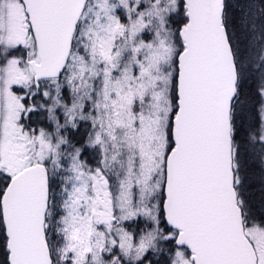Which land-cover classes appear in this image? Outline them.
Wrapping results in <instances>:
<instances>
[{
	"label": "snow or ice",
	"instance_id": "snow-or-ice-1",
	"mask_svg": "<svg viewBox=\"0 0 264 264\" xmlns=\"http://www.w3.org/2000/svg\"><path fill=\"white\" fill-rule=\"evenodd\" d=\"M0 264H264V0H0Z\"/></svg>",
	"mask_w": 264,
	"mask_h": 264
}]
</instances>
